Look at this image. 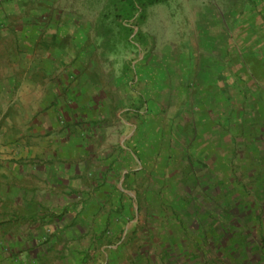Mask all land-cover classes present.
I'll return each mask as SVG.
<instances>
[{
	"label": "rangeland",
	"instance_id": "rangeland-1",
	"mask_svg": "<svg viewBox=\"0 0 264 264\" xmlns=\"http://www.w3.org/2000/svg\"><path fill=\"white\" fill-rule=\"evenodd\" d=\"M114 1L0 0L1 81L42 91L17 106L31 97L5 82L0 153L57 137L76 154L51 197L61 230L38 229V249L50 264L59 248V264L102 248L129 250L125 264H264L258 0H163L140 22L117 21Z\"/></svg>",
	"mask_w": 264,
	"mask_h": 264
},
{
	"label": "crops",
	"instance_id": "crops-1",
	"mask_svg": "<svg viewBox=\"0 0 264 264\" xmlns=\"http://www.w3.org/2000/svg\"><path fill=\"white\" fill-rule=\"evenodd\" d=\"M5 82L11 84V90L17 88L16 97L24 94L31 97V102L27 99L17 106L27 107V102L40 103L42 91L33 86L27 90L13 75L2 81L0 77V91L5 90ZM51 94L59 95L60 91L52 90ZM253 141L254 138L252 144ZM15 142H8L14 147L13 152L0 153V264H50L52 250L37 247L42 239L38 229L53 220L61 230V202L52 201L51 197H59L61 186L66 184L65 176L74 175L76 154H67V141L57 137L34 141L33 147L30 145L25 149H18ZM60 237L61 234L57 240L60 241ZM54 253L58 260L52 264H59L60 248ZM84 253L95 257L90 264H125L130 256L126 249H91ZM78 263L82 264V261Z\"/></svg>",
	"mask_w": 264,
	"mask_h": 264
},
{
	"label": "trees",
	"instance_id": "trees-1",
	"mask_svg": "<svg viewBox=\"0 0 264 264\" xmlns=\"http://www.w3.org/2000/svg\"><path fill=\"white\" fill-rule=\"evenodd\" d=\"M161 1H163V0H115L114 1L115 18L117 21L123 22V20H126V19L130 20L132 18H135L136 12H138L139 13V22L143 21L146 19V14H145L146 8L151 4L158 3ZM263 7H264V0H258L256 5H255L256 11L258 13H261V14L264 13V10L262 9ZM123 26H124V29L126 30L128 35H129V33H131L133 31V29L129 26H125V25H123ZM226 56H229V55H225L223 57L224 61L230 59ZM230 60L232 62V58ZM231 62L227 61L226 63H224V67L227 68V66H230ZM232 67L233 66L231 65L230 66L231 69L229 68L230 73H234V70H232ZM222 70H224V68ZM225 71L226 70H224V72ZM231 75H233V74H231ZM227 86H229V85H227ZM244 95H245L244 99H246V98L248 99V97L246 96V95H248L247 91L244 93ZM259 100H261V98ZM247 101H249V100H247ZM245 103H246V101H245ZM240 107H241V110L243 112H246V108L243 104L240 105ZM244 115H246V114L243 113V116Z\"/></svg>",
	"mask_w": 264,
	"mask_h": 264
}]
</instances>
